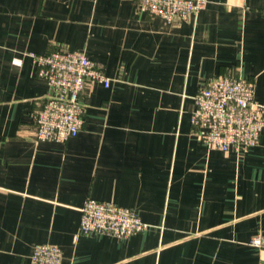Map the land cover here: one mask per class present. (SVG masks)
Instances as JSON below:
<instances>
[{
  "label": "crops",
  "instance_id": "0c3cea01",
  "mask_svg": "<svg viewBox=\"0 0 264 264\" xmlns=\"http://www.w3.org/2000/svg\"><path fill=\"white\" fill-rule=\"evenodd\" d=\"M83 51L111 83L82 93L84 125L37 140L51 92L34 55ZM242 76L264 104V0H207L168 22L136 0H0V264H264V130L239 152L207 147L192 124L209 79ZM134 209L128 238L82 234L87 198Z\"/></svg>",
  "mask_w": 264,
  "mask_h": 264
},
{
  "label": "built area",
  "instance_id": "2783aa9c",
  "mask_svg": "<svg viewBox=\"0 0 264 264\" xmlns=\"http://www.w3.org/2000/svg\"><path fill=\"white\" fill-rule=\"evenodd\" d=\"M150 15L168 22L196 15L207 0H136ZM38 74L50 86L43 106L33 113L35 138L65 142L77 136L84 125L82 93L92 83L109 86L100 64L83 51L57 48L49 54L34 55ZM192 124L199 139L209 148L222 151L248 149L260 142L264 130V104L255 97L252 81L235 74L215 76L194 96ZM138 212L111 200L87 198L81 208L82 234H108L128 238L147 229ZM251 244L264 247V237ZM62 249L51 243H38L33 264H61Z\"/></svg>",
  "mask_w": 264,
  "mask_h": 264
}]
</instances>
